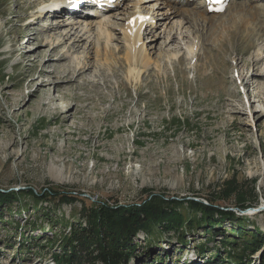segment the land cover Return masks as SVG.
Instances as JSON below:
<instances>
[{"label": "rangeland", "instance_id": "374dc122", "mask_svg": "<svg viewBox=\"0 0 264 264\" xmlns=\"http://www.w3.org/2000/svg\"><path fill=\"white\" fill-rule=\"evenodd\" d=\"M37 1L0 0V191L16 193L0 205V264H66L56 256L79 236L74 229L93 219L92 208L99 213L143 208L154 195L206 202L224 184L247 192L248 203L256 193L264 205V114L254 113L264 108V79L255 72L264 71V59L254 64L256 54L264 53V13L259 23L245 25L252 11H264V0H231L218 18L205 14L200 0H143L141 9L156 24L143 27L152 61L137 66L143 69L137 82L122 59L128 45L123 26L136 0L104 18L79 14L69 20L53 18L44 11L47 0ZM236 5L251 7L243 12L249 19L238 27L219 25ZM173 6L192 12L178 22L185 33L177 28L181 16L160 15ZM40 11L47 14L35 21ZM203 14L210 16L207 21ZM102 19L117 23L114 52L106 51L105 40L99 43L97 25L84 34L88 21ZM214 23L218 27L212 29ZM49 25L59 26L47 30ZM79 62L90 69L76 82L58 83L62 72ZM186 207H179L183 214ZM234 211L249 218L241 225L219 219L212 229L186 222L180 233L153 235L139 227L127 247L129 264L227 261L230 241L241 246L251 240L242 238L244 231L264 236V209ZM262 245L252 253L245 248L246 263L264 264Z\"/></svg>", "mask_w": 264, "mask_h": 264}, {"label": "trees", "instance_id": "16d2710c", "mask_svg": "<svg viewBox=\"0 0 264 264\" xmlns=\"http://www.w3.org/2000/svg\"><path fill=\"white\" fill-rule=\"evenodd\" d=\"M226 184L223 187H219L218 190L211 193L206 197L205 201L195 200L192 198H166V195H154L143 208H138L132 206L129 208L118 207L116 212L109 211V208L101 209V214L97 209H91L93 211V219L87 221V226L77 230L74 229V233L79 232V236L75 239L68 240L69 246H63L62 253L57 255L56 258L59 261L65 262L66 264H129L130 253H128L127 247L129 242L132 239L135 231L139 227H144L147 230L148 234H155V230H173L179 233L182 232L183 227H187L186 222L198 226H208V229H212V224L218 222L219 219H230L243 223V220H247L248 215H239L236 211L232 210L233 207H238L240 209H247L251 206H258L257 203L258 196L255 193L253 200L247 202V192L243 189L238 188L233 185L232 188H227ZM33 193V192H32ZM11 194V196H10ZM14 197H13V195ZM16 193H8L0 191V205L8 201V199L16 198ZM35 195V194H34ZM235 195L236 202H230L232 197ZM234 198V197H233ZM230 203H229V202ZM256 202V203H255ZM184 205H187L188 213L183 214L182 208ZM131 208H137L136 210ZM166 208L170 209L171 213H166ZM185 208V207H184ZM114 215V218L117 219L115 223L111 222V216ZM99 222H107L110 224V227L101 226L98 227ZM130 224H133L134 227H129ZM185 225V226H184ZM105 227L106 230L103 228ZM109 232H115V235L112 236ZM102 232V233H101ZM163 232V231H162ZM101 233V234H100ZM244 236L242 238H249L251 240H245L241 245L239 241L233 240L230 241L227 238H223L224 244L232 246L227 252L226 256L227 261L223 260L221 263L208 261L206 264H227L226 262H232L234 264H249L245 262V258L250 256L247 254L245 248H250L251 253L259 249L260 246H263L264 236L262 234L256 235L253 234V237L248 236L247 232L244 231ZM100 240H104V246H100V240L96 239V236ZM63 244V243H62ZM227 245V247H229ZM244 248V249H243ZM233 250V252H232ZM130 251V250H129ZM221 258V256L219 257Z\"/></svg>", "mask_w": 264, "mask_h": 264}, {"label": "bare ground", "instance_id": "6f19581e", "mask_svg": "<svg viewBox=\"0 0 264 264\" xmlns=\"http://www.w3.org/2000/svg\"><path fill=\"white\" fill-rule=\"evenodd\" d=\"M45 1V0H44ZM43 0H39V1H37L36 3H40V2H44ZM53 2V4L55 5V6H53V7H56V5H58L61 1H63V0H52ZM143 2H145V1H143V0H136V3H134L135 4V8H136V10L139 8L140 10H138V13L140 14V15H142V16H144L145 17V19H141V17H136V18H133V19H131L130 20V18L134 15V14H136L137 13V11L135 10L132 14H130V18H129V20H128V22H127V24L125 25V26H123V36L125 37L124 39L126 40V42L128 43V45H127V47H126V52H125V54H124V56H123V60H124V63L126 62V64L128 65L129 64V66H130V71H129V73H130V75H131V77H134V80L137 82L138 80H140V78H141V76H142V72H143V69L142 70H140V69H137V66L138 65H142L143 67H147L150 63H151V61H152V58H151V56L149 55V53L147 52V49L145 48V46H144V44H143V42H142V35H143V27L145 26V25H147L149 22H151V26L153 25H155L156 23L154 22V18H151V15H150V13H148L147 11L145 12V11H143L141 8H143L144 9V6L142 5V3ZM157 2V1H156ZM158 3V2H157ZM237 3V2H236ZM141 4V5H140ZM156 4V3H155ZM170 4V3H169ZM239 4V3H238ZM44 5H46L47 6V4H44ZM44 5H42V6H44ZM168 5V4H167ZM246 5V4H245ZM245 5H239V6H235V10H236V12L234 13V14H228L229 15V17L228 18H226V19H222V21L219 23V25H221L222 23H224V24H229V25H231V26H233V27H238L239 26V24H240V22H243V24H244V21H246V19L249 17V15L247 16V18L245 19H243V16H246L247 14H245V15H243V12L244 11H250L251 10V7H249V9H247V5L245 6ZM155 5L153 4V6L151 7V9L154 7ZM161 6V5H160ZM159 6V7H160ZM165 6V5H164ZM158 7V8H159ZM171 7V6H170ZM174 7V6H173ZM234 7V6H233ZM42 8V7H41ZM117 8V7H116ZM44 9V8H43ZM51 9V8H50ZM146 9H147V6H146ZM166 9V8H165ZM154 10V9H153ZM254 10V9H253ZM45 11V10H44ZM113 10H111V11H108V13L109 12H112ZM257 11L258 12H255V10H254V12L252 11H250L251 12V15H250V19H249V21H247L246 23L247 24H245V25H253V23L256 21V23L259 21L258 19H262V17H263V14L261 13V12H263L264 13V11H263V7H261V8H258L257 9ZM204 12V11H203ZM230 12H232V10H230ZM249 12V13H250ZM47 13H49V12H47ZM46 13V14H47ZM157 13V15H159V11L158 12H156ZM192 13V12H191ZM190 12H189V10L188 9H186V10H184V11H181L179 8H169L168 7V9L167 10H165V11H160V15L162 16V18H166V19H168V20H172L174 17H176V16H181V20H179V21H177V25H178V30H180V29H182V27L181 28H179L180 27V25H181V22L183 23V21L185 20V19H189V16H191L192 14H191ZM258 13V14H257ZM46 14H43V12H41L40 11V15L38 14V17L37 18H35V21H37L38 19H42L41 17H44ZM155 14V13H154ZM201 14V13H200ZM205 14H209L208 12H207V10H206V8H205ZM205 14H203V16L205 17L206 15ZM108 15V14H107ZM150 15V16H149ZM195 15H197V14H195ZM199 16V15H198ZM202 16V17H203ZM209 15H207L205 18H204V20H206L207 21V19L210 17H208ZM212 17H219L217 14H212L211 15ZM97 17H100V16H97ZM103 18L104 17H106L105 15H103L102 16ZM109 17V16H108ZM201 18V17H200ZM184 19V20H183ZM210 19H212V18H210ZM105 20V19H104ZM213 20H215V19H213ZM103 21V19L102 20H100V22L99 23H97V24H94L95 22L94 21H88L87 22V24H88V26H89V29H87V31L84 33V34H87V33H89V32H91L92 31V29L97 25V28H96V30H97V33H96V36L98 37V41H99V43H100V41H102V40H105V49H106V51L108 52V51H110V52H112L113 51V49H114V47H113V43H112V41L113 40H115V39H117V37H114L115 36V33H114V30H115V28H117V26H116V24L117 23H113L112 22V24H110L109 22H108V20H107V22H106V20H105V22H102ZM110 21H113V20H110ZM176 21L173 23V25L176 23ZM190 21V20H189ZM205 21V22H206ZM217 21V20H216ZM178 22L180 23V25L178 24ZM262 22V21H261ZM77 25H79V26H82V25H84L83 23H84V21H77ZM109 23V24H108ZM211 23V22H210ZM218 23V22H217ZM217 23H214V25H212L213 27H212V29H214V28H216V27H218V24ZM259 23V22H258ZM263 23V22H262ZM261 23V24H262ZM76 24V23H75ZM31 25V24H30ZM58 26L59 25H49L46 29L47 30H51V29H57L58 28ZM29 27V26H28ZM31 27V26H30ZM221 27V26H220ZM145 28H146V26H145ZM185 28V27H184ZM83 29H84V27H83ZM148 30V29H147ZM184 30V29H183ZM183 30H180V32L181 33H185V32H183ZM188 31H190V30H188ZM254 31V30H253ZM170 33V32H169ZM180 33V34H181ZM189 33V32H188ZM187 33V34H188ZM172 34V33H171ZM171 34H169V35H171ZM174 34V33H173ZM172 34V35H173ZM176 34H178V31L176 32ZM169 35H168V37L167 38H170L169 37ZM83 36V35H82ZM81 36V37H82ZM88 37V36H87ZM80 38V37H79ZM80 40H81V38L80 39H78V40H75L73 43H74V45L75 44H77V45H79L80 44ZM168 40V39H167ZM173 40H175V34L171 37V41H173ZM82 41V40H81ZM112 43V44H111ZM126 43V44H127ZM73 45V46H74ZM59 46V45H58ZM58 46L57 45H55V46H53V48L52 49H54V50H56L57 48H58ZM126 46V45H125ZM120 49H122V48H120ZM116 50V49H115ZM194 50V49H193ZM122 51V50H121ZM114 52V51H113ZM98 55H99V53H98ZM61 57H66V55L64 54V55H61ZM180 58H181V56H180ZM182 59V58H181ZM264 59V53H258V54H256V58H255V60H254V64H256V65H258V64H260L261 62H262V60ZM107 61H109L108 59H106ZM86 61V60H85ZM113 66V65H112ZM159 66V65H158ZM162 68V67H161ZM160 68V70H162ZM90 69V66L89 65H87V63L86 62H84V64L82 63L81 64V62H79L77 65H75L74 66V68H69V69H66L65 71H63L62 72V75H61V77H59V79H58V83H64V82H76V79L75 78H78L79 76H82L87 70H89ZM64 70V69H63ZM263 70V69H262ZM112 71H115V70H112ZM117 72V71H116ZM255 72H257L256 73V76L258 77V78H260V79H264V71H260V68L259 69H257V71H255ZM71 75L73 76V77H71ZM245 75V74H244ZM71 77V78H70ZM249 79V78H248ZM259 80V79H258ZM250 81V80H249ZM48 84H50V83H48ZM47 84V85H48ZM250 84V83H249ZM260 84V83H259ZM258 84V85H259ZM263 84V83H262ZM40 85H45L44 84V82H42V83H40ZM262 86V85H261ZM60 87V86H59ZM260 88V87H259ZM247 105L252 109V103H251V101H249V100H247ZM257 111H259V112H261V113H263L264 114V108H262V109H257L254 113H256ZM66 112H68V113H70V109L69 110H66ZM260 114V113H259ZM68 116H70V114H68Z\"/></svg>", "mask_w": 264, "mask_h": 264}, {"label": "water", "instance_id": "95a60500", "mask_svg": "<svg viewBox=\"0 0 264 264\" xmlns=\"http://www.w3.org/2000/svg\"><path fill=\"white\" fill-rule=\"evenodd\" d=\"M232 210H237L239 213H246V214H251V213H257L261 210L264 209V205L263 204H259L258 206H251V207H248L247 209L243 210V209H240L238 207H233L231 208Z\"/></svg>", "mask_w": 264, "mask_h": 264}, {"label": "snow or ice", "instance_id": "6c2138e0", "mask_svg": "<svg viewBox=\"0 0 264 264\" xmlns=\"http://www.w3.org/2000/svg\"><path fill=\"white\" fill-rule=\"evenodd\" d=\"M217 2H222V0H217ZM219 10H223V9H219ZM141 19H144V18H141Z\"/></svg>", "mask_w": 264, "mask_h": 264}]
</instances>
